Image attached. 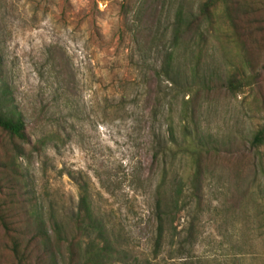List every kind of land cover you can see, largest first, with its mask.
Here are the masks:
<instances>
[{"label": "rangeland", "instance_id": "1", "mask_svg": "<svg viewBox=\"0 0 264 264\" xmlns=\"http://www.w3.org/2000/svg\"><path fill=\"white\" fill-rule=\"evenodd\" d=\"M123 2L0 0L6 81L33 139H48L41 152L19 159L29 189L48 213L66 221L78 211L80 185H86L94 205L125 240L127 254L114 264H264L262 148L259 166L248 148L252 133L264 125V97L254 85L238 94L223 86L236 67L249 70L243 50L225 22L210 32L200 62L182 42L178 61L189 78L201 85L206 75L213 76L191 102L194 93L152 75L173 44L180 4L194 12L200 0H135L127 24ZM54 46L66 52L71 79L47 63ZM263 62L264 52L254 65L260 69ZM40 109L48 119L34 118ZM196 131L220 154L205 183L196 242L180 246L195 209L181 199L157 248L155 211L163 173L155 156L158 141L174 149L172 185L176 176L187 181L192 172L187 151Z\"/></svg>", "mask_w": 264, "mask_h": 264}, {"label": "trees", "instance_id": "2", "mask_svg": "<svg viewBox=\"0 0 264 264\" xmlns=\"http://www.w3.org/2000/svg\"><path fill=\"white\" fill-rule=\"evenodd\" d=\"M180 5L173 44L165 62L154 70L152 76L156 80H168L173 86L183 87L184 91L194 93L191 99L194 102L199 92L210 87L209 82H212L213 76L206 75L202 81V76L196 75L202 81L201 85H197L193 76V73L200 71L197 65L192 71L193 77L189 78L185 65L178 61L179 52H182L180 45L183 42L186 50H191L192 58L194 59V55L200 62L203 49L209 42L210 32L214 31L218 22H225L243 50L244 57L249 62V70L246 67H236L226 76L223 86L229 92L238 94L254 85L264 97V62L260 69L254 65L264 52V0H200L194 12L187 10L183 3ZM145 6L147 5L144 4L139 10L143 11ZM136 9L135 0H124L121 14L124 24H127V18ZM198 39L202 41L203 47H197L200 45ZM194 48L196 51H192ZM3 61L0 54V264H114L127 254L125 240L116 231L109 215L94 205L90 189L86 185H80L78 211L66 221L60 220L52 211L48 213L29 189L25 168L19 159H27L29 152H41L48 139H33L34 133L27 115L17 104L13 90L6 81ZM47 63L61 78L73 77L70 61L62 48L54 46V49L48 50ZM163 98L162 96L161 100ZM192 112V118H195L196 111ZM36 117L48 119L46 110L40 109L35 113L34 118ZM193 135L187 151L192 167L187 181H180L176 176L170 185L168 171L173 169L174 149L168 147V141L161 142L162 140L158 141L156 147V160L161 163L163 171L157 188L159 198L155 211L157 248L163 245L166 226L181 199L193 204L195 209L180 246H194L196 242L198 218L204 211L205 183L220 154L219 149L208 146L197 131ZM248 141L249 150L254 152L256 166L261 163L257 159L260 158L262 148L264 174V125L257 128ZM230 162L227 161L228 164ZM167 188L170 191L165 195ZM184 192L186 194L183 195Z\"/></svg>", "mask_w": 264, "mask_h": 264}]
</instances>
